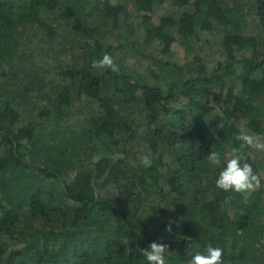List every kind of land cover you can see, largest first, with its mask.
<instances>
[{"label": "trees", "instance_id": "trees-1", "mask_svg": "<svg viewBox=\"0 0 264 264\" xmlns=\"http://www.w3.org/2000/svg\"><path fill=\"white\" fill-rule=\"evenodd\" d=\"M165 2L181 14L153 23ZM131 6L146 26L144 43L158 42L162 54L178 41L194 49L200 32L223 28L225 61L211 75L201 64L189 67L190 77L166 64L132 75L100 41L128 18L126 6L0 0V264H148L138 249L154 241L169 246V264H188L208 246L223 249L224 264H264V189H218L223 165L206 158L212 150L224 159L239 146L240 122L264 134V44L241 31L248 11L264 27V0ZM246 50L249 57L238 54ZM74 53L55 69L56 59ZM105 53L118 73L91 67ZM235 66L238 84L221 83L223 93L212 94L222 80L217 72ZM46 68H54L58 83ZM166 72L180 79L167 82ZM180 98L187 103L175 109ZM35 99L44 104L41 121L23 116ZM81 100L95 107L83 124H45ZM139 146L150 167L132 164ZM244 151L261 176L252 149Z\"/></svg>", "mask_w": 264, "mask_h": 264}, {"label": "rangeland", "instance_id": "rangeland-1", "mask_svg": "<svg viewBox=\"0 0 264 264\" xmlns=\"http://www.w3.org/2000/svg\"><path fill=\"white\" fill-rule=\"evenodd\" d=\"M112 4H122L127 8L128 18L120 23L119 29L108 33L105 39H101L104 47L110 46L113 48V56L115 59L127 67V71L132 75H148L149 71L155 70L160 72L159 65H174L182 67L183 76L186 74L187 77L194 75L191 69H196L198 65H204L206 67V74L211 75L217 69V65L225 61L224 51L220 48L221 39L224 34V29L217 27L213 32H200L199 38L201 40L198 45H194V49H189V46L178 41L174 44L170 52L167 54H162L160 52V45L158 42H153L152 44L146 45L144 43L145 35V25L142 24L141 15L132 10L131 0H110ZM93 7L92 3H88L86 6L87 10ZM182 12V9L173 8L168 2L157 6L152 14V22L158 23L161 17L171 16L177 18ZM103 30V29H102ZM246 36L255 37L258 44L263 47L264 44V27L257 21L254 17L253 12H246L245 24L241 30ZM238 54L249 57L250 50L239 52ZM78 56V53H74L73 56L66 55L55 60V69L57 67L56 62L67 63L70 59ZM197 58V59H196ZM47 62L50 65L53 64V59L48 58ZM191 69H190V68ZM54 68H46L48 70V78L54 79L58 83V78L55 76ZM224 69L218 71V76H221V81H216V85L212 88V94L223 93L221 90V83L226 87L238 84V76L241 74V69L239 66H235L231 72ZM185 75V76H186ZM167 82L170 79H180L177 74L166 72ZM55 81V82H56ZM238 88H236L237 90ZM210 98L212 95L209 96ZM187 103L185 98H180L177 103L173 106L175 109L182 108ZM264 104V101H263ZM44 104L38 99L35 102L29 104V108L33 111L25 110L24 117L27 119H36L41 121L42 119H37V113ZM95 107L91 102H86L85 100L78 101L74 103L67 111L65 115L55 117L54 114L50 115L53 122L49 121L45 124L50 126L56 121L62 125H69L72 128H77L79 125L83 124L86 117L91 114V110ZM44 119V118H43ZM239 129L242 131H248L243 126V122L238 123ZM261 141H264V134L257 135ZM252 157L258 160L261 168L264 167V151H256L252 149ZM146 155V151L143 147L139 146L135 148V157L133 160V165L142 163L141 157ZM262 184L261 188L264 189V169L261 173Z\"/></svg>", "mask_w": 264, "mask_h": 264}, {"label": "clouds", "instance_id": "clouds-1", "mask_svg": "<svg viewBox=\"0 0 264 264\" xmlns=\"http://www.w3.org/2000/svg\"><path fill=\"white\" fill-rule=\"evenodd\" d=\"M91 67L93 69L110 70L118 73L119 65L116 63L112 55L105 53L99 60H93ZM235 140L239 142L238 147H233L231 152L222 159V154L218 151H210L206 156L207 161L213 165L220 167L215 180L218 189L226 192H235L238 194L252 193L258 190L262 184V178L258 175L252 165L247 162L245 149H255L256 151H264V141H261L256 133L250 131H240L235 136ZM141 162L145 167L151 166L149 156H142ZM171 233V225L165 229ZM138 251L146 258L148 264H169L168 254L169 246L163 242H152L148 249H138ZM188 264H224L223 249L220 247L208 246L203 252H196L188 261Z\"/></svg>", "mask_w": 264, "mask_h": 264}]
</instances>
